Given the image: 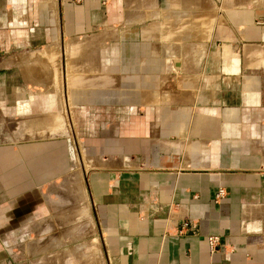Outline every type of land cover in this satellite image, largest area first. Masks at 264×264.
Segmentation results:
<instances>
[{"label":"crops","instance_id":"obj_1","mask_svg":"<svg viewBox=\"0 0 264 264\" xmlns=\"http://www.w3.org/2000/svg\"><path fill=\"white\" fill-rule=\"evenodd\" d=\"M227 1L0 0V264H34L32 247L15 260V237L73 168L52 70L58 46L95 30L90 58L70 59L96 84L69 80V123L92 126L86 185L107 264H264L262 11Z\"/></svg>","mask_w":264,"mask_h":264},{"label":"rangeland","instance_id":"obj_2","mask_svg":"<svg viewBox=\"0 0 264 264\" xmlns=\"http://www.w3.org/2000/svg\"><path fill=\"white\" fill-rule=\"evenodd\" d=\"M227 2L232 3V0ZM235 3H237V8L261 9L262 12L256 14L258 15L256 24L264 28V0H236ZM99 32V30H95L88 36L77 39L74 42L76 44L67 42L58 46V58L61 59L59 61L60 71L53 66L52 73H54V77L51 84H60L61 86L63 85V76L65 77V84L68 90L65 115V132L68 137L67 164L73 166V168H68L69 171L66 172L64 178H60L54 184L50 183L47 186L43 195H48L49 199L46 215L43 219L33 222L28 228L20 231L19 235L15 237L13 243L15 247L13 257L15 260L21 261L22 256V258H26L27 247H32V249L34 248L32 258L34 264H107L102 252L91 204H89L90 200L86 185L87 173L90 168L91 148L94 147L95 143L91 140L90 135L92 126L89 124L77 126L69 123L70 117L72 120L71 105L74 103L72 100L74 96H71V90L74 87L69 83V80L71 79L70 81L72 83L74 81L78 86L96 84L95 78L92 79L88 76L85 79H80L75 76L71 60L74 55H77L76 57L79 59L80 54L82 55L81 59H89L92 52L96 51L94 48L91 49L90 42L94 36L99 35ZM53 48L51 47L48 52L50 54L49 61L52 63V57L56 53V48ZM34 49H36V46ZM21 50L23 49L19 48V52ZM41 50L38 48L34 51L39 52ZM43 52H47V50L44 49L41 53ZM83 55L86 56V59ZM66 59L69 62L66 63V72H64V61L66 62ZM37 74L39 72L35 73L34 71L35 77H38ZM86 99L89 100V97L87 96ZM27 112H29V109L19 110V122L16 121L19 123V127L21 126V117ZM59 119L60 117H56V122L61 124L62 121ZM57 129L56 125L55 127H50L47 131L49 133H57ZM42 248L46 249V251L43 253L37 252L38 250L41 251Z\"/></svg>","mask_w":264,"mask_h":264},{"label":"built area","instance_id":"obj_3","mask_svg":"<svg viewBox=\"0 0 264 264\" xmlns=\"http://www.w3.org/2000/svg\"><path fill=\"white\" fill-rule=\"evenodd\" d=\"M225 195H226L225 190L223 188H219L217 190V193L215 194V201L221 200L222 198L225 197ZM180 231L181 232L196 233L197 232V228L191 222H184L181 225ZM207 243H208L209 249L211 251H216L217 250V246L219 245V238L217 236H210V237L207 238Z\"/></svg>","mask_w":264,"mask_h":264},{"label":"bare ground","instance_id":"obj_4","mask_svg":"<svg viewBox=\"0 0 264 264\" xmlns=\"http://www.w3.org/2000/svg\"><path fill=\"white\" fill-rule=\"evenodd\" d=\"M200 49V48H199ZM69 256V255H68Z\"/></svg>","mask_w":264,"mask_h":264}]
</instances>
